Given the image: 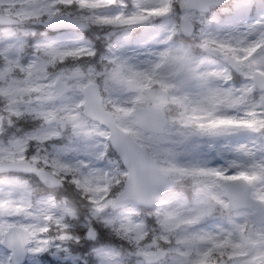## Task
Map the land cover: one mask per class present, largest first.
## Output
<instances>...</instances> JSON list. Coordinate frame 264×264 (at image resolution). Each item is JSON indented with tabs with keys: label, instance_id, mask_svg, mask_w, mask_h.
I'll return each instance as SVG.
<instances>
[{
	"label": "clouds",
	"instance_id": "obj_1",
	"mask_svg": "<svg viewBox=\"0 0 264 264\" xmlns=\"http://www.w3.org/2000/svg\"><path fill=\"white\" fill-rule=\"evenodd\" d=\"M0 264H264V0H0Z\"/></svg>",
	"mask_w": 264,
	"mask_h": 264
},
{
	"label": "snow or ice",
	"instance_id": "obj_2",
	"mask_svg": "<svg viewBox=\"0 0 264 264\" xmlns=\"http://www.w3.org/2000/svg\"><path fill=\"white\" fill-rule=\"evenodd\" d=\"M243 175V174H242ZM233 179H235V178H233Z\"/></svg>",
	"mask_w": 264,
	"mask_h": 264
}]
</instances>
